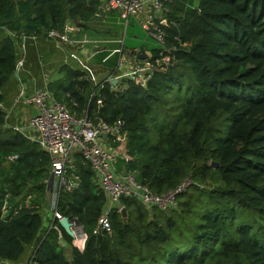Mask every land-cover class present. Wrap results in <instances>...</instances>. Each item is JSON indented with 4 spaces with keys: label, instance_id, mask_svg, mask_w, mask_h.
Returning <instances> with one entry per match:
<instances>
[{
    "label": "trees",
    "instance_id": "obj_1",
    "mask_svg": "<svg viewBox=\"0 0 264 264\" xmlns=\"http://www.w3.org/2000/svg\"><path fill=\"white\" fill-rule=\"evenodd\" d=\"M100 6L101 0H0V101L16 66L15 38L5 30L16 36L63 33L71 23L85 32L102 20ZM182 7L175 2L166 28L174 61L144 87L124 80L116 90L107 83L95 88L85 72L62 65L47 89L78 116L124 121L126 168L138 182L155 193L187 177L190 185L166 214L122 196L127 218L112 209L110 230L93 233L105 196L89 163L76 155L78 186L60 190L56 210L78 219L84 247L73 246L56 220L70 255L52 226L31 262L264 264V0H198L196 8ZM132 25L130 19L123 46L140 39L138 46L157 56L161 48ZM93 88L105 97L101 106L96 94L90 97ZM4 118L0 110V264L16 261L39 230L50 164L37 143L3 128Z\"/></svg>",
    "mask_w": 264,
    "mask_h": 264
},
{
    "label": "built area",
    "instance_id": "obj_2",
    "mask_svg": "<svg viewBox=\"0 0 264 264\" xmlns=\"http://www.w3.org/2000/svg\"><path fill=\"white\" fill-rule=\"evenodd\" d=\"M175 0H101L104 12L117 11L119 17L124 21L125 28L131 18H133L146 39H150L161 50L157 56L144 49V57L140 58L139 51H125L118 62H128L129 66L124 74L111 75L102 81L90 80L92 87H102L109 84L112 90L114 80L124 78L144 87L152 74L157 70H163L169 66L174 57L172 51L174 47L165 45L167 30L173 23L168 15L171 12V5ZM98 15V13H97ZM79 32L76 26L66 23L64 32L60 33L54 29H49L44 33L48 39L58 42H69V33ZM30 36V35H28ZM33 36V35H32ZM27 37V35H20ZM179 40L178 37H174ZM187 47L186 43L180 44ZM119 51V50H117ZM95 88L90 93V97L96 94V100L101 106L105 97L96 92ZM95 96V95H94ZM22 102L33 107L32 115L26 125H10L4 118L3 128H11L20 133L31 142L37 143L49 157V178L46 180L47 194L51 198V206L54 222L64 216L56 210V200L60 190L71 191L78 186V176L74 172V158L80 155L89 163L93 170L97 186L105 196L102 214L98 218L97 227L93 233L99 230H110L109 212L122 207L119 200L122 196L131 197L140 202L147 210L156 208L163 213H169L177 206V195L185 191L191 183L187 177L174 189L163 193L153 192L146 184H142L135 179V176L127 168L129 160L126 154L127 131L124 129V121L120 118L108 124L102 120L94 122L86 112L78 116L72 112L65 103L56 100L51 92L45 89L35 90L31 95L18 94L14 99V104ZM99 134V135H98ZM106 134V138L101 136ZM11 156L9 160H14ZM121 160V164L118 162ZM44 204V203H43ZM43 207V205H42ZM41 207L40 211L43 209ZM50 226L58 232L60 244L64 245L61 231L58 225ZM71 229L74 232L72 245L82 250L86 240L83 226L76 217L69 219ZM31 257V256H30ZM27 264H37L31 262Z\"/></svg>",
    "mask_w": 264,
    "mask_h": 264
},
{
    "label": "crops",
    "instance_id": "obj_3",
    "mask_svg": "<svg viewBox=\"0 0 264 264\" xmlns=\"http://www.w3.org/2000/svg\"><path fill=\"white\" fill-rule=\"evenodd\" d=\"M177 1L183 5L181 10L196 8L198 4V0H175L171 5V11ZM179 12L178 14L182 15L180 10ZM107 17V13L104 12L101 19L105 20ZM95 30L94 28L93 31L89 29L83 33H69V42L66 43L48 39L44 36V33L22 38L5 30L15 38L16 64L14 72L3 89L2 100L0 101V110L4 112L8 124L26 125L28 123L34 111L33 107L22 102L14 104L15 97L18 94L28 96L35 90L45 89L48 82L61 76L58 70L62 65L81 70L85 72L88 79H94L97 82L111 75H121L126 72L124 70L128 68L129 63L117 61L119 56L117 50L120 48L131 49L130 46L124 47L123 41H121L122 45L120 46V39L117 35L102 34L100 32L98 34ZM137 41L135 38L134 44ZM117 62L118 67H116ZM124 80V78L116 80L114 90L121 88L124 85ZM120 163L118 162L119 165ZM50 199L49 193L46 194L43 209L40 211L42 223L33 241L24 247L23 254L16 261L2 260L1 264L28 263L34 248L54 222L52 206L51 204L48 205Z\"/></svg>",
    "mask_w": 264,
    "mask_h": 264
},
{
    "label": "rangeland",
    "instance_id": "obj_4",
    "mask_svg": "<svg viewBox=\"0 0 264 264\" xmlns=\"http://www.w3.org/2000/svg\"><path fill=\"white\" fill-rule=\"evenodd\" d=\"M106 13L108 15V17L106 18V20H101V21H97L96 20L94 22V27L96 29L95 31L98 34L100 32L102 34L117 35L118 38L120 39V46H121L122 45V42L121 41H123V39L125 37V25H124V21L119 17V14H118L117 11H114V12H106ZM131 20L133 21V25L136 26L137 28H139L137 22L133 18H131ZM94 27L92 26L91 31L94 30ZM80 33H83V32H80ZM137 40L138 41L135 42L134 45H130L129 44V46H130L131 49H126V48H123V49L120 48L119 49V51H118V55L119 56H118L117 61H119V58L121 57L122 53L125 52V51H130L132 53L134 50H138L139 51V55L140 54H143L144 55L145 50L143 49V47H140L137 44L138 42H141V41H140V39H137ZM143 57L140 56V58H143ZM116 67H118V62L116 63ZM120 162H121V160H119V163ZM132 174L134 176L136 175L135 172H132ZM202 184L205 185V186H207V185H212L214 183L213 182H207V183H202ZM50 204H51V201L49 200L48 201V205L50 206ZM63 248H64V253L67 256H69L70 255V245L65 244Z\"/></svg>",
    "mask_w": 264,
    "mask_h": 264
},
{
    "label": "water",
    "instance_id": "obj_5",
    "mask_svg": "<svg viewBox=\"0 0 264 264\" xmlns=\"http://www.w3.org/2000/svg\"><path fill=\"white\" fill-rule=\"evenodd\" d=\"M103 8L102 7H99L98 8V15L99 16H103ZM141 57H143L144 55L143 54H140ZM116 80H114L112 83L113 85L116 84ZM99 135V134H98ZM101 136H103L104 138H106V134H102ZM213 168H216L218 166V164L216 162H211L210 164ZM119 214L121 215L122 218H127V211H126V208L124 206H122L119 210ZM59 225L62 227V229L67 233L68 236L70 237H74V232L73 230L71 229V223L69 222V218L64 216L63 218H61L59 221H58Z\"/></svg>",
    "mask_w": 264,
    "mask_h": 264
}]
</instances>
